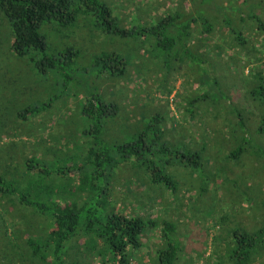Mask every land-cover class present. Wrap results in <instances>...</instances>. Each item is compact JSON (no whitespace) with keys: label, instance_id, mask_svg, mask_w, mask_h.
Returning a JSON list of instances; mask_svg holds the SVG:
<instances>
[{"label":"trees","instance_id":"obj_1","mask_svg":"<svg viewBox=\"0 0 264 264\" xmlns=\"http://www.w3.org/2000/svg\"><path fill=\"white\" fill-rule=\"evenodd\" d=\"M2 14L12 51L58 75L62 105L8 115H48L25 135L56 146L10 144L0 264H264V0H0ZM150 83L177 89L182 119L169 99L153 104ZM21 133L1 123V139ZM210 187L231 203L204 217L194 207L213 202ZM166 197L178 213L154 215ZM187 214L204 223L194 256Z\"/></svg>","mask_w":264,"mask_h":264},{"label":"rangeland","instance_id":"obj_2","mask_svg":"<svg viewBox=\"0 0 264 264\" xmlns=\"http://www.w3.org/2000/svg\"><path fill=\"white\" fill-rule=\"evenodd\" d=\"M2 19L3 18L0 17V126L2 122L4 123L7 121V123H13L16 126L21 127V130L24 132V133H21V135L24 134V136L15 137L16 135L15 136L11 135L9 138H3V139L1 138L4 135L0 134V174L3 175L4 171L6 170V167H8L9 164L11 166V162H15L12 159L14 156L15 150L14 148H12V146H10V144L15 141H12V140H16L18 144L21 147H23V150L26 151L27 154L33 152L32 150L34 149L37 153V154L35 153L36 155L44 154L45 150H49L50 148H52L53 145L56 146L55 143H52V140L49 138L47 134H45V136L43 137V139L45 140L44 143L39 144V145H36L34 143L35 142L34 137L25 135V132L28 131L29 129L31 130L36 129L41 124V123L38 124V121L40 122L41 120L44 123L40 126V128L38 127L37 132H39L40 129H44L45 127L49 128V125L52 123L53 120H50L48 115H45L43 117L41 116L33 120V122L31 123L29 122V120H27L25 123L21 124L20 122H15L9 119L8 117L9 113L14 111L17 107H22L25 105L41 106V103L54 100V102L52 103V107H54L52 111H53V115H55L54 113L60 110L59 108L62 105V100H56L57 96L60 94L59 93L60 79L57 78L58 75L48 70L39 72L35 61H33L29 57H20L17 54H15L11 49L12 41H13L12 26L10 22L7 19H5V17L4 19L6 21L5 20L3 21ZM83 44H86L87 46L90 45V43L88 42H85ZM155 85L156 83H152V84L150 83L148 87L150 89L149 92H151V94L155 96V100L153 101V104L158 105V106H161L163 104V103H160L161 101L159 102L156 101L157 98L160 100L169 99L171 102V108L174 111L175 117L177 119H182L181 113L178 112V110L174 108L173 102H172L173 101L172 99L174 98L177 92V89H174L173 93L168 98H166L165 96H163V94L155 92V89H154ZM179 85H180V81L178 82L177 87H179ZM103 88L106 90H109L110 84L108 82L103 83ZM55 126L56 125H54V127ZM13 132H16V131H13ZM56 132H55V136H58ZM26 134H29V133H26ZM31 145H32V149H29ZM46 159L49 160L47 156H46ZM56 161L57 160L54 159L52 163ZM250 170H252V166ZM250 170L247 167L242 168V170L239 169L237 173L243 172L244 175L238 178V180L242 182H247L248 180L252 179L251 177H248L247 175L250 173ZM189 182L191 181L189 180ZM188 188L190 187H187L185 184L182 185L183 191L185 189L188 190ZM118 189L123 190V187L119 185ZM142 189H144V187H142ZM201 189H203V187ZM212 191H213L212 187H210L209 194L214 197L213 202H209V203L206 202V205L202 203V207H203L202 209L198 205H195L194 207L196 212H201L204 209L203 210V214H205L204 217L208 215V211L206 210L212 207L213 204H214L213 207L217 209L218 203H220V201L223 204V206H226V207L231 203V201L228 199H227V202H223L221 200V197L217 194L213 195ZM204 192L205 191H203L202 194ZM182 193H183L182 191H178L179 196H181ZM192 194H193L192 192H189L188 197H190V195ZM151 204H152L151 211L154 215L156 214L158 216L161 215V217H164V216L166 217L168 215H176V213H178V210H177L178 207H175V206L170 208L168 212L167 211L165 212L164 208H166L165 206L169 205V198L165 199V203L161 204V206L159 205L160 207H157L154 203H151ZM197 204H199V202ZM169 212L171 214H169ZM186 217H187L186 221L188 225L186 226L185 231L190 233V235L186 234L185 242L189 243V240H188L189 236L194 239L195 246L188 248L189 254L194 256V253H195L194 249H196L197 252H201L200 249H203L205 245L203 243V239H205V237L202 234L203 232L201 233L199 232V231H202L201 225H198V224H201V223L204 224V223L200 218L195 217L192 214H187ZM0 228H1V223H0ZM149 241L151 243L153 242L158 243L160 239L157 234H153L149 237ZM203 262L204 260L201 257L198 260L197 264H203Z\"/></svg>","mask_w":264,"mask_h":264}]
</instances>
